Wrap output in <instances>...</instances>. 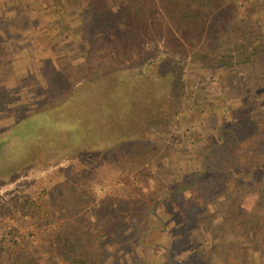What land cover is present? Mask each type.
Returning a JSON list of instances; mask_svg holds the SVG:
<instances>
[{"label": "trees", "instance_id": "1", "mask_svg": "<svg viewBox=\"0 0 264 264\" xmlns=\"http://www.w3.org/2000/svg\"><path fill=\"white\" fill-rule=\"evenodd\" d=\"M241 4L240 0H0V63L36 40L32 37L38 28L49 43L56 42L55 48L65 42L66 34L92 40L100 33L109 46V60L105 61L108 73L102 76L126 70L151 90L150 108L144 109L149 135H128L89 151L118 149L110 163L115 185L123 182L117 189L114 216L89 233L80 228L78 219L63 214L72 194L61 196L60 190L45 186L31 199H20L14 217L23 228L63 221L50 232L54 241L45 244L46 251L40 257L25 248L27 236L37 232H13L0 241V264H196L191 260L194 256L200 264H249L255 252L264 255V24L252 25ZM14 13L18 18L11 24ZM93 18H98L99 24L94 25ZM12 25L18 29V34H11L17 41L8 43L6 35H10ZM27 46L33 49L31 44ZM189 57L202 69L218 70L220 84L227 83L230 91L244 97L245 108L253 106V111L247 110L253 122L237 129L217 130L221 140L207 152L202 147L203 153L193 158L195 163L188 159L183 167L171 164L169 169L160 164L163 171L167 169L169 183H149L146 191L145 185L135 184L136 179L149 180L147 171L140 175L141 169L162 152L157 133L173 120L172 103L168 110L152 106L165 93L162 83L167 79L184 101L181 85L186 82L184 68ZM138 58L143 60L140 67L128 65ZM43 67L51 80L57 77L56 67ZM80 85L77 78L69 88ZM50 94L54 101L56 94ZM1 105L7 107V103ZM27 107L16 110L28 114ZM222 107L226 117L229 106L223 103ZM205 136L199 127L198 139ZM65 157L56 151L40 153L29 165L49 164ZM69 182L58 188L69 191ZM149 216L152 226L157 227L152 244L149 238L143 241L140 232H133V225ZM190 222L204 236L196 244L175 233ZM186 227L191 236L194 230ZM165 229L168 233L173 230V241L161 244ZM183 245L188 250L181 252Z\"/></svg>", "mask_w": 264, "mask_h": 264}, {"label": "rangeland", "instance_id": "2", "mask_svg": "<svg viewBox=\"0 0 264 264\" xmlns=\"http://www.w3.org/2000/svg\"><path fill=\"white\" fill-rule=\"evenodd\" d=\"M240 2L245 12L249 13L252 25L264 24V0ZM15 18L18 15L14 13L11 24ZM30 20L34 22L33 17ZM92 22L99 24L98 18H93ZM10 29V35H6L8 43L16 42V37L11 34H18V29L14 25ZM40 32L41 28L33 32L39 34L32 37L36 40L21 46L18 55L0 63V164L3 169L0 174L7 171L6 177H0V241L13 232L19 235L34 230L37 233L27 236L25 248L27 252L37 253L41 257L46 245L55 239L49 236L50 232L63 221L23 228L14 217L20 199H31L45 186L60 190L63 193L61 196L69 192L72 197L68 209L62 210L63 214L78 219L80 228L89 233L108 217H113L119 195L117 189L123 183L115 185L111 171L110 163L116 159L118 149L89 151L110 146L128 135H149L151 131L144 121V109L150 108L147 104L151 90L126 70L109 77L102 76L108 73L105 72V61L109 60V46L100 33L92 40L66 34L65 42L55 48L56 42L49 43ZM19 36L22 37L21 30ZM30 44L33 49L28 48ZM191 59L188 58L184 68L186 82L181 85L184 101L179 100L178 90L167 79L162 83L165 93L152 106H163L168 110L172 103L170 110L173 120L157 133L156 139L162 145V152L141 169L140 175L147 171L149 180L136 179L135 184L145 185L146 191H149V183H169L166 172L171 164L183 167L188 159L195 163L193 158L198 159L202 147L207 152L211 145L219 143L221 137L216 135L217 130L237 129L253 122L247 113V110L253 111V106L245 108L244 97L237 96V91H230L227 83L220 84L218 70L202 69L199 64L190 62ZM142 62L138 58L128 65L140 67ZM43 66L56 67L57 77L51 80ZM77 78L81 85L71 90L69 87ZM50 92L57 96L54 101L50 100ZM3 103H7V107L1 105ZM223 103L229 106L226 117L222 116ZM23 105L28 106V114H19L16 110ZM198 126L206 135L201 139L197 137ZM51 151L67 157L49 164L29 165L38 159L40 153ZM160 164L167 169L163 171ZM25 167V170L19 171ZM12 169L15 171L12 172ZM180 171L183 173V168ZM68 181L69 191L58 188ZM163 191L160 190V193ZM252 198H255V194ZM151 220L149 216L133 225V232H140L145 242L149 238L150 244L157 232ZM186 226L194 230L191 236L187 235ZM186 226L178 228L175 233H182L184 238H191L195 244L203 240V233L195 223L190 222ZM165 232L167 234L166 237L162 236L161 244L173 241V230L168 233L165 229ZM186 247L181 246L180 251L188 250ZM254 254L249 264H259V259L264 261V255ZM191 260L196 264L201 262L196 256Z\"/></svg>", "mask_w": 264, "mask_h": 264}]
</instances>
